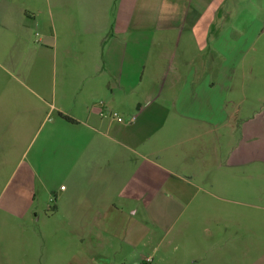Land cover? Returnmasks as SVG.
<instances>
[{"label":"crops","instance_id":"crops-1","mask_svg":"<svg viewBox=\"0 0 264 264\" xmlns=\"http://www.w3.org/2000/svg\"><path fill=\"white\" fill-rule=\"evenodd\" d=\"M1 145L0 264H264V0H0Z\"/></svg>","mask_w":264,"mask_h":264},{"label":"rangeland","instance_id":"rangeland-1","mask_svg":"<svg viewBox=\"0 0 264 264\" xmlns=\"http://www.w3.org/2000/svg\"><path fill=\"white\" fill-rule=\"evenodd\" d=\"M24 146H21L19 150L17 149L18 156H20L21 152L23 151ZM5 148L4 145L0 146V220H14L12 218L13 214L6 212V208L9 207H25V206H32V207H47L49 204H52L50 200L49 193L47 194L44 189V183L39 180L24 182L20 181L18 176L21 173V170L24 168V161L19 158H14L12 163L5 164L2 160L5 158L4 155ZM16 152V153H17ZM213 191V190H212ZM202 192L196 193V198L194 201V205H197L198 197L202 195ZM214 196H206L204 200V205H213L219 207H229V206H240L238 201L242 200L240 197L237 196H229L227 194H223L220 190H214ZM201 214L197 212H183L173 216L174 220V228L172 230L173 235L181 236V229L185 223H194L196 224L200 218ZM205 218V217H203ZM223 219H227L222 217ZM221 218V219H222ZM222 219V221H223ZM166 232H163V229L158 222V236H165ZM171 231H170V234ZM183 236V235H182ZM184 236H196L195 231L189 232L188 234L184 232ZM222 236H225L222 234Z\"/></svg>","mask_w":264,"mask_h":264},{"label":"trees","instance_id":"trees-1","mask_svg":"<svg viewBox=\"0 0 264 264\" xmlns=\"http://www.w3.org/2000/svg\"><path fill=\"white\" fill-rule=\"evenodd\" d=\"M63 118H65L66 120H69V121H72V119L71 118H69V117H67V116H65V115H63V114H60Z\"/></svg>","mask_w":264,"mask_h":264}]
</instances>
